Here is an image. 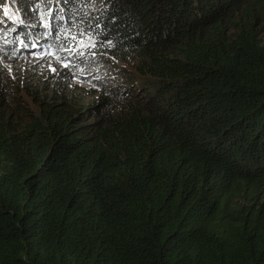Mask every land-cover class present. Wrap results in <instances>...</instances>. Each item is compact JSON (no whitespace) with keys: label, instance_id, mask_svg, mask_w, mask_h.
Segmentation results:
<instances>
[{"label":"trees","instance_id":"obj_1","mask_svg":"<svg viewBox=\"0 0 264 264\" xmlns=\"http://www.w3.org/2000/svg\"><path fill=\"white\" fill-rule=\"evenodd\" d=\"M0 22L12 50L72 28L130 78L37 109L0 80V264H264V0H0Z\"/></svg>","mask_w":264,"mask_h":264},{"label":"rangeland","instance_id":"obj_2","mask_svg":"<svg viewBox=\"0 0 264 264\" xmlns=\"http://www.w3.org/2000/svg\"><path fill=\"white\" fill-rule=\"evenodd\" d=\"M96 5L97 2H90L87 11L96 8ZM6 11L8 16L13 15L10 9L7 8ZM48 11L38 16L39 10L35 9L33 15L26 17L27 23L36 27V32L45 33L44 20L49 15ZM56 35L67 37L72 45L62 43L56 45L52 40L53 47L44 48V51L25 48L12 50L6 48L10 41L4 38V32L0 26V72L6 77L0 80L7 103H11V97H17L31 109H37L38 103L50 96L51 90L54 89L56 96L66 97L75 106L87 105L97 102L102 97H108L113 89H124L130 84V78L115 70L117 63L112 62V58L104 62L106 60L103 56H95L93 59L89 58L87 63L75 58L73 45L80 40L87 45L89 41L86 36L76 35L72 28L67 27L56 30ZM73 36L76 37L75 40L72 39ZM15 37L13 35V38ZM70 47L71 52L68 51ZM83 48L87 52L91 49ZM68 55L71 60L65 68L63 60ZM110 62L112 63L108 65ZM121 68L126 75H131V78L135 76L129 65L124 64ZM35 89H37L36 92H34Z\"/></svg>","mask_w":264,"mask_h":264},{"label":"snow or ice","instance_id":"obj_3","mask_svg":"<svg viewBox=\"0 0 264 264\" xmlns=\"http://www.w3.org/2000/svg\"><path fill=\"white\" fill-rule=\"evenodd\" d=\"M82 35H84V34L82 33ZM88 38H89V40H92V37H91L90 34L88 35ZM72 39L75 40L76 37L73 36ZM78 45L81 46V47H88V48H95V47H96V43H95L94 40H92V42H91L90 44H87V45L84 44V41H83V40H80V41L78 42ZM68 51L71 52V51H72V48L70 47V48L68 49ZM80 55L83 56V55H85V53H84V52H80ZM92 55H95V53H92ZM64 66H65V67H68V64L65 63Z\"/></svg>","mask_w":264,"mask_h":264},{"label":"clouds","instance_id":"obj_4","mask_svg":"<svg viewBox=\"0 0 264 264\" xmlns=\"http://www.w3.org/2000/svg\"><path fill=\"white\" fill-rule=\"evenodd\" d=\"M44 48H39V49H37L38 51H40V50H43ZM27 50H32V49H27ZM44 51V50H43Z\"/></svg>","mask_w":264,"mask_h":264}]
</instances>
